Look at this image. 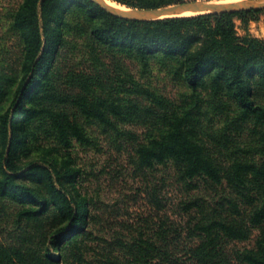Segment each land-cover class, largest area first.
Returning <instances> with one entry per match:
<instances>
[{
	"label": "trees",
	"instance_id": "obj_1",
	"mask_svg": "<svg viewBox=\"0 0 264 264\" xmlns=\"http://www.w3.org/2000/svg\"><path fill=\"white\" fill-rule=\"evenodd\" d=\"M259 11L131 20L94 0H20L9 13L19 62L0 58V264H264V39L238 35L235 22ZM127 59L144 70L156 60L190 93L163 110L113 97L107 81L129 73ZM129 79L131 92L145 91ZM217 115L222 127L210 123ZM92 125L119 146L132 141L137 168H174L185 192L179 218L155 184L153 210L101 217L105 233L96 234L101 220L72 152L94 142Z\"/></svg>",
	"mask_w": 264,
	"mask_h": 264
},
{
	"label": "rangeland",
	"instance_id": "obj_2",
	"mask_svg": "<svg viewBox=\"0 0 264 264\" xmlns=\"http://www.w3.org/2000/svg\"><path fill=\"white\" fill-rule=\"evenodd\" d=\"M18 2L20 0H0V58L5 57L6 60L3 61L6 64L7 61L8 63L13 61L17 65L21 54L20 46L15 41L14 34L9 27V13ZM235 22L238 35H251L264 39V9H260L259 12L248 14L244 17L235 16ZM74 31L76 29L71 31V36L75 33ZM80 41L83 40L81 39ZM74 51H72V54ZM76 53L77 56L82 55L78 51ZM124 62L125 69L129 73L123 71L120 73V77H118L119 72L114 71L115 79L112 82L110 80V82L107 81V84L111 85L107 87V90L112 93L113 97L120 96L123 101L138 102L141 105H151L155 110H163L164 108L161 105H167L168 100L180 102L183 98L187 97V93H190L188 87L184 86L182 82L174 80L172 74L167 71V68H162L163 66L156 60L151 61L148 70H144L143 66L136 60L127 59ZM88 64V62H84V67ZM82 67L83 65H78L76 68L80 70ZM68 68L64 69L65 73L70 70ZM127 74V82L118 80L119 78H126ZM131 77L143 84L145 91L131 92L130 90L135 88L132 81H129ZM116 89H118L119 93ZM15 94L16 92L12 91L2 101V111L5 112L12 105ZM206 122L207 120L204 122L205 125H207ZM210 123L212 126L222 127L225 119L217 115ZM250 125H253V123H248L246 127ZM126 127L141 136L147 131V127L142 124H132ZM89 129L94 137V142L90 145L76 143L72 152L77 162L85 170L83 179L79 180L82 194H86L92 198V212L98 215L99 220H101V225L100 221L98 223L96 234L105 233L100 228L104 222L101 217L104 219L108 216L110 220L116 218L122 219L129 214L132 217L143 216L149 213L150 210H153L154 205L148 200L147 190L154 187L155 184L162 186L161 192L165 196L166 202L167 194L170 198L172 207H169L168 212L174 217L179 218L181 216L180 208L176 204L182 196H185V192L182 189V183L174 180V168L160 165L156 170L139 169L132 160L134 148L132 141L129 140L119 146L115 135L111 133L112 131L106 133L102 127L96 125H92ZM244 130L245 134L249 133L248 130ZM245 134L243 132L242 135L244 136ZM46 141L43 137H40L36 144L39 142L44 144ZM195 182L202 183V181L196 180ZM201 186L202 191H208V189H205L203 183ZM165 210L167 212V207ZM254 238L255 236L247 241L240 242L239 245L250 246L253 244Z\"/></svg>",
	"mask_w": 264,
	"mask_h": 264
},
{
	"label": "water",
	"instance_id": "obj_3",
	"mask_svg": "<svg viewBox=\"0 0 264 264\" xmlns=\"http://www.w3.org/2000/svg\"><path fill=\"white\" fill-rule=\"evenodd\" d=\"M110 13L131 20H156L186 14H221L264 9V0H184L163 7L115 6L106 0H94Z\"/></svg>",
	"mask_w": 264,
	"mask_h": 264
},
{
	"label": "bare ground",
	"instance_id": "obj_4",
	"mask_svg": "<svg viewBox=\"0 0 264 264\" xmlns=\"http://www.w3.org/2000/svg\"><path fill=\"white\" fill-rule=\"evenodd\" d=\"M106 1H107L108 3H110V4H112V5L123 7V5L118 4L117 2H114V1H112V0H106Z\"/></svg>",
	"mask_w": 264,
	"mask_h": 264
}]
</instances>
